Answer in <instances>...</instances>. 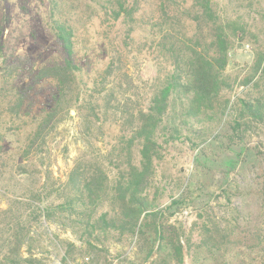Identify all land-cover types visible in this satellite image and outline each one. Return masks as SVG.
I'll list each match as a JSON object with an SVG mask.
<instances>
[{
    "label": "rangeland",
    "instance_id": "obj_1",
    "mask_svg": "<svg viewBox=\"0 0 264 264\" xmlns=\"http://www.w3.org/2000/svg\"><path fill=\"white\" fill-rule=\"evenodd\" d=\"M65 1L77 15L95 2ZM216 2L247 31L244 40L237 41L231 50L225 71L227 86L221 95L230 100V107L222 121L204 117L195 125L207 134L204 142H192L191 135H184L158 163L157 210H164L173 232L184 234L182 264H262L264 125L255 124L240 141L231 123L241 100L252 99L264 89L261 83L257 86L260 73L248 81L254 74L256 53L264 48V0ZM0 10L7 26L4 61L20 73L21 89L29 80L30 68H37L45 58L57 53L51 29L52 3L0 0ZM86 13L87 20L80 21L79 26L82 44L90 54L92 66H87L102 73L109 62V55L100 47L103 27L90 10ZM134 37L132 47L124 52L123 70L134 82L126 92L146 106L163 67L155 63L153 54L138 52L139 44L146 39L144 31L139 30ZM118 39L115 43L121 44ZM88 53L82 51L80 55ZM53 88L52 80H43L29 92L18 113L9 109L8 101L0 95V264L13 254L15 235L22 233L21 264H178L170 247L157 245L149 257L148 249L141 248L136 238H116L98 245L94 253L89 252L73 222L58 215L47 220L43 215V208L63 202L66 182L77 158L93 148L107 152L120 134L119 128L107 120L104 135L91 147L81 133V117L73 108L50 133L46 145L26 155L27 137L50 106ZM0 94H5L3 89ZM134 154L138 158V146ZM105 167L113 176V166L105 162ZM208 217L221 222L222 232L214 233L215 246L201 241L199 225ZM68 248L72 251L65 261Z\"/></svg>",
    "mask_w": 264,
    "mask_h": 264
},
{
    "label": "trees",
    "instance_id": "obj_2",
    "mask_svg": "<svg viewBox=\"0 0 264 264\" xmlns=\"http://www.w3.org/2000/svg\"><path fill=\"white\" fill-rule=\"evenodd\" d=\"M94 1L77 15L65 0H51L57 53L37 68H30L29 80L21 89L20 73L4 61L7 26L0 15V89L5 93L0 95L8 101L9 109L18 113L38 84L47 79L54 83L51 104L27 137L26 155L46 145L50 133L73 108L81 117V133L91 147L104 135L107 120L119 128L120 134L107 152L93 148L77 158L63 202L42 209L47 220L58 215L73 222L89 252L116 238H136L141 248L148 249L149 257L157 245L170 247L182 264L184 234L173 232L164 210H157L158 163L184 135H191L192 142H204L207 134L195 126L204 117L222 121L230 107V100L221 95L227 86L225 71L231 50L237 41L244 40L247 31L220 9L216 0ZM88 10L103 27L100 47L109 55V62L102 73L88 68L87 64L92 66L90 54L82 44L79 22L87 20ZM139 30L144 31L146 39L139 44L138 52L153 54L155 63L163 67L146 106L127 95L134 82L123 70L125 48L132 47ZM117 38L121 44L115 43ZM82 51L88 54L81 56ZM259 73L257 86L264 85V48L256 53L254 74L248 81ZM255 124L264 125V89L252 99L241 100L230 127L242 141ZM105 162L113 166V176ZM199 229L202 243L215 246L214 233L222 232L221 222L203 218ZM23 237V233L15 235L13 254L7 255L2 264H21ZM71 251L67 249L65 261Z\"/></svg>",
    "mask_w": 264,
    "mask_h": 264
}]
</instances>
